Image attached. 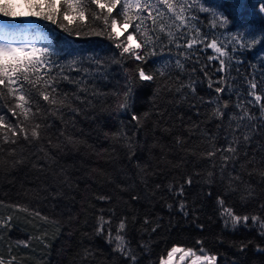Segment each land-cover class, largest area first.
<instances>
[{
    "label": "trees",
    "instance_id": "obj_1",
    "mask_svg": "<svg viewBox=\"0 0 264 264\" xmlns=\"http://www.w3.org/2000/svg\"><path fill=\"white\" fill-rule=\"evenodd\" d=\"M32 2L19 0L16 5L13 0H0V5L8 4L11 11L24 14L0 12L2 27L16 32L28 28L33 37L38 36L41 47L53 45V59L61 65L79 54H97L108 63L104 76L72 70L73 82L61 81L60 90L69 94L70 108L56 115L45 113L35 121L50 125L40 141L29 143L20 136L12 144L3 140L7 132L0 134V218H12L10 228L0 229V258L5 264L13 258L14 264H128L103 236L95 235L101 215L112 216L113 229L121 218H127L126 238L138 264H159L174 245L216 255L217 264H264V254L256 251L257 245L264 247L260 227L251 221L247 226L233 227L230 221L226 225L227 217L221 215L223 208H231L236 215L264 219V101L256 103L249 95V81L254 80L256 94L264 97V42L235 52L227 49L228 57H221L227 69L218 71L219 60L208 59L217 56L214 50L202 44L190 50L177 48L170 42L167 33L175 29L165 14L145 49L154 48L156 55L140 62L121 57V50L106 36L76 37L58 24L31 15L36 11L29 7ZM260 2L196 0L189 15L196 18L191 23L209 41L228 45L247 27L264 29V16L258 14ZM202 7L222 12L229 23L213 27L212 15L202 12ZM90 10H96L95 6L85 11L86 20L64 23L69 29L87 25L86 31H99L103 23L87 18ZM117 20V30L128 28ZM147 23L151 27V21ZM160 23L165 25L163 32ZM132 31L128 28V33ZM164 65L163 77L139 80V67L151 73ZM88 67L85 62L83 68ZM65 74H69L67 67ZM129 83V108L121 111L118 105ZM216 87L225 91L216 93ZM14 103L7 93L0 99L5 125L23 120L7 111ZM71 108L79 111L71 113ZM217 108L223 116L214 115ZM132 113L141 118L136 127L130 124ZM121 132L135 134L132 159L118 135ZM69 139L75 143L69 144ZM229 146L236 151H224ZM208 152L215 155L209 157ZM189 178L191 184L186 183ZM181 186L183 194L179 195ZM99 196L109 199L99 200ZM218 199L224 200L223 208ZM181 202L187 215L180 211ZM241 245L247 248L241 251ZM85 249L91 250L87 256Z\"/></svg>",
    "mask_w": 264,
    "mask_h": 264
},
{
    "label": "snow or ice",
    "instance_id": "obj_2",
    "mask_svg": "<svg viewBox=\"0 0 264 264\" xmlns=\"http://www.w3.org/2000/svg\"><path fill=\"white\" fill-rule=\"evenodd\" d=\"M195 3L196 0H191V2L190 0H175V2L174 0H155V2L154 0H87V3H85V0H33L29 4V7L36 9L31 15L40 17L52 24H58L59 27L63 28L70 35L74 34L76 37L88 35L106 36L109 40L113 41L116 48L121 50V57L129 56L140 62L145 61L148 56L156 55L154 48L149 52H145V49L153 42L155 26L165 14L173 21L170 27L175 29V31L167 33L171 38L170 42L174 43L177 48L183 47L190 50L196 45L202 44L204 48L214 50L217 56H210L208 59L210 61L213 59L219 60L220 68L218 71H226L227 69L225 59H221L222 56L228 57L227 49L231 48L235 52L237 49L254 48L257 44L264 42V29L252 27L245 28L243 33L238 32L237 36L233 37L228 45L220 43L217 39L209 41L207 36H203L200 28L191 23L196 19L194 16L189 15L194 9ZM92 6H95L96 10L88 11L87 18L102 21L103 27L99 31L95 29L91 32L86 31L87 25H85V28H77L75 26L71 29L68 28V24H71L73 20H86L85 11L91 9ZM133 9L137 10L136 13L130 14V11ZM200 10L212 15L213 27H224L229 23L228 18L218 10L208 7H202ZM61 11H63V19H59ZM0 12L4 16L24 15L23 13L11 11L8 4L0 5ZM69 13H73L74 15H69ZM258 14L264 16V0H261L259 3ZM117 17L120 18L122 25L127 24L128 28L133 30L132 33H128V28L124 27L117 30ZM64 20H67L68 24H65ZM149 20L151 21V27L147 23ZM164 30L165 25L160 23V31L163 32ZM125 33H128L126 38L121 40L120 38ZM201 36H203V39H201ZM249 36L252 37L251 40H248ZM137 37H141L142 40L138 42ZM181 38L185 40L183 45L179 43ZM55 55L56 52L51 43L38 47L35 41L19 39L18 32L8 31L7 28H0V99L7 93L15 101L14 104L7 107V111L13 117H17L18 115L23 116V120H18L16 123L8 126L5 125L6 115H0V134L7 132V134L3 135L5 142L16 144L20 136L23 137L24 141L29 143L40 141L42 139V132L47 130L50 125H47L44 121L40 123L35 121L42 119L45 113L56 115V112L62 111L63 108H70V105L66 103L70 99L69 94L60 90L61 81L72 83L73 78L70 75L72 70L83 71L85 75L95 74L104 76L105 65L108 63L104 57L97 54L88 56L79 54L72 55L65 65H61L58 60L53 59ZM85 62L88 63V68H83ZM176 64L182 67L179 60L176 61ZM65 67L69 69V74H65ZM164 67L166 65L151 73L147 72L145 68L139 67L137 69L138 78L142 82L154 81L157 79V76L163 77L165 75ZM77 83L80 82L77 81ZM188 86L191 87V85ZM211 86L210 80L209 87ZM249 89V95L254 97V102L260 103L264 101V97L256 94L257 84L254 80L249 81ZM81 91L83 92V89ZM193 91H195L194 88ZM215 91L216 93H222L225 91V88L216 87ZM131 95L132 84L129 83L123 93V101L118 105L119 110L126 111L129 108L128 100ZM75 98L79 99L78 96ZM33 100H35V103H33ZM42 102L43 108L41 107ZM224 107H227V103H225ZM33 108H35V112H33ZM261 110L264 111V104H261ZM70 111L71 113H77L79 109L71 108ZM214 115L223 116L224 113L220 108H217ZM140 119L139 116L132 113L130 124L136 127L140 124ZM118 135L125 141L129 159L134 158L135 134L130 136L128 132H121ZM244 139L246 140L248 137L245 136ZM177 142L179 143V140ZM48 143L51 144L50 138ZM68 143L74 144L75 141L69 139ZM14 151L15 149H13ZM224 151L234 153L236 150L229 146ZM207 155L212 157L215 155V152H208ZM224 159L227 161L229 157L225 156ZM16 163H23V161H16ZM191 182V178L186 181L188 184H191ZM169 187L171 190V186ZM178 194H183L182 186ZM98 199L107 200L109 197L99 196ZM218 203L223 208L224 200L218 199ZM168 207L171 208L172 206L169 205ZM261 207L264 208V205ZM179 208L181 212L187 215L185 211L186 205L183 202L180 203ZM24 211H27V209H24ZM36 215H39V213H36ZM221 215L227 217L225 221L226 225L230 221L233 227L240 225L247 226L248 222L251 221L254 225L260 227V235L264 236V219L261 216L236 215L231 208H223ZM11 219V217L6 219L0 218V229L10 228ZM147 223L149 221L145 219V224ZM112 225V216H109L107 219H105L104 215L99 216L94 230L95 235L103 236L105 242L112 246V251L122 256L128 264H138V258L134 250L129 246V241L126 238V230L128 228L127 218H121L114 229ZM152 231L155 232L156 229L153 228ZM197 244H202V241L198 240ZM246 248L247 245H241L240 250L244 251ZM90 251V249H85V256ZM201 251H203L202 248ZM256 251L257 253L264 254V247L257 245ZM179 252H183V255L180 257L181 260L189 254L195 256L192 264H198L200 261L203 264H217L218 261L216 255L196 256L192 248L185 250L174 245L168 250V259L161 258L159 264H172L173 256ZM0 264H5L3 258H0ZM8 264H14V258L8 261Z\"/></svg>",
    "mask_w": 264,
    "mask_h": 264
},
{
    "label": "rangeland",
    "instance_id": "obj_3",
    "mask_svg": "<svg viewBox=\"0 0 264 264\" xmlns=\"http://www.w3.org/2000/svg\"><path fill=\"white\" fill-rule=\"evenodd\" d=\"M13 1L15 3H18L19 0H13ZM0 28H6V27H2L1 22H0ZM124 28H125V26H124ZM118 29H120V28H118ZM8 31H10V30H8ZM18 33H19V39L28 40V41H35L37 43V46L41 47V42H40L38 36L33 37L31 35V31L28 28H25V29L19 31ZM177 247L185 249V250L188 249V248H185L183 246H178V245H177ZM195 254H196V256L211 255V254H201V253H197V252H195ZM182 255H183V252L176 253L172 258V264H192V261L195 259V256H193L192 254H189V255L185 256L183 260H181L180 257ZM164 259H168V256L164 257ZM198 264H203V262L200 261V262H198Z\"/></svg>",
    "mask_w": 264,
    "mask_h": 264
}]
</instances>
